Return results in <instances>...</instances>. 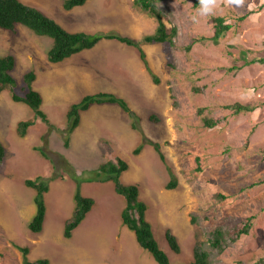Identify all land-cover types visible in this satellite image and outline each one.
<instances>
[{"label":"rangeland","instance_id":"1","mask_svg":"<svg viewBox=\"0 0 264 264\" xmlns=\"http://www.w3.org/2000/svg\"><path fill=\"white\" fill-rule=\"evenodd\" d=\"M22 1L45 11L65 29L76 28L63 22L64 12L69 11L63 8V0L48 12V0ZM91 2L108 3V10L112 4L116 11L100 13L94 7L90 15L96 18L83 16L81 22L80 29L86 32L126 35L141 41L158 27L157 20L137 8L133 0ZM159 3L170 11L164 19L168 28H178L175 47L143 44L160 83L153 81L139 50L120 41L105 39L111 43L52 63L48 57H39L43 51L47 56L54 44L52 38L36 35L22 25L17 33L0 29V56L15 57L13 76L20 95L28 91L24 76L30 71L39 75L38 71L52 66L61 85L44 95L42 109L57 124L51 122V127L26 104L14 102L10 88L0 94V141L6 148L0 165V264H23V253L17 245L29 247L30 260L48 258L53 264H96L104 247L110 248L109 258L118 247L116 235L122 230L133 233L121 223L120 204L125 201L112 181L110 185L82 183V193L96 203L78 226H83V231L71 238H65L63 232L75 205L76 181L68 171L74 169L78 175L89 177L104 159L117 156L128 162L130 168L123 180L139 185L155 238L171 264H189L198 240L208 247L210 231L219 226L233 229L250 217H254L250 233L222 252L213 251L211 257L214 264H253L264 259V0H216L215 14L200 17L198 23L190 18L197 8L193 0ZM70 12L78 26L83 14ZM214 16L224 17L233 25L217 40L212 38ZM240 16L245 20L237 21ZM124 48L126 52H122ZM30 49H36L39 56L31 58ZM170 57L173 66L169 65ZM39 85L46 83L40 79ZM102 90L128 100L141 118L145 136L161 144L166 162L138 131L135 148L140 143L144 148L137 155L135 148L125 147L121 154L113 152L114 145L103 139L77 156L69 153L70 146L64 144L67 108L83 95ZM49 96L55 98L50 110ZM235 103L255 110L236 114L226 108ZM16 104L27 109L20 110ZM151 115L159 120L151 121ZM25 118L35 121L27 141L14 129L17 121ZM205 119L215 121V126L206 125ZM37 145L49 159L34 149ZM38 176L49 181L50 190L45 195L44 228L34 233L28 224L36 211L35 190L27 187L25 180ZM172 183L175 186L169 188ZM167 229L179 239V254L166 240Z\"/></svg>","mask_w":264,"mask_h":264},{"label":"trees","instance_id":"2","mask_svg":"<svg viewBox=\"0 0 264 264\" xmlns=\"http://www.w3.org/2000/svg\"><path fill=\"white\" fill-rule=\"evenodd\" d=\"M89 0H65L64 8L72 10L75 7L86 4ZM160 1L167 0H133L134 5L141 11L153 16L157 22L158 27L153 34L143 36L141 41L126 35L119 34H92L84 31L70 32L65 29L58 21L45 14L41 9L25 3L22 0H0V29H5L13 33H17L18 26L22 25L29 28L36 35L48 36L54 40L53 46L47 52L48 60L52 63L62 62L84 50L94 48L103 39L117 40L129 46L136 47L140 52V57L144 62L145 68L150 72L153 81L160 83L161 79L152 71L147 54L144 51L142 44L162 43L167 46L175 47L176 39L178 37V28L173 26L168 28L165 17L167 12L161 5ZM194 6L198 7L199 0H193ZM245 16H240L236 20L241 22ZM214 23L213 39H220L232 28V23H229L224 17H212ZM197 40H194V43ZM192 43L191 45H193ZM191 49V47H189ZM169 65L173 66L170 57ZM16 66V59L12 54L0 56V94L7 88L12 91V99L14 102L24 103L31 108L36 116L40 117L50 127L53 126L47 114L42 110L43 96L34 89L33 82L36 79V73L30 71L24 76L26 87L28 91L24 95H20L15 88L17 81L13 76V71ZM100 104H116L124 111L129 113L132 119V128L141 133L142 140H147L154 149L158 152L161 160L166 162L165 154L162 151L161 144L149 140L143 133L139 120L140 116L132 109L128 100L116 93L111 92H97L94 94H86L79 102L70 106L67 113L68 128L65 132L66 140L64 142L66 147L70 146V135L80 125L82 113L89 110L93 105ZM227 109L239 114L241 112H251L255 108L235 103L227 105ZM151 121H158L156 115L150 116ZM215 121L205 119V124L213 127ZM35 124L33 119L21 120L17 126V134L20 137H25L29 129ZM55 128V126H54ZM46 138H44L45 140ZM144 148L143 143H140L134 150V154H140ZM35 150L49 159V155L42 147H35ZM6 156L5 145L0 141V165ZM68 166L71 167L70 163ZM129 169L128 162L117 157L116 159H108L100 164L92 176H80L72 169L69 176L76 181L74 191V211L70 219L67 220L64 228V237L71 238L74 230L84 221L88 213L95 205V199L85 196L82 193L83 182H108L112 181L115 186V191L125 201V207L121 212V221L130 231L134 232L138 244L146 251H148L158 264H171L168 255L160 248L158 241L155 238L152 223L147 218L148 204L140 198V188L138 184H126L123 182L122 176ZM55 176L54 178H56ZM61 178L64 176L61 175ZM25 185L35 190L34 203L36 212L28 224L30 231L40 233L46 220V201L45 195L48 193L50 186L49 181L43 177H36L34 179H26ZM175 183L169 185V188L174 187ZM254 217H250L246 222L238 224L233 229L225 228L223 226L216 227L209 232L208 247L198 240L192 260L189 264H214L211 254L213 251H224L231 242H236L243 235H248L253 225ZM195 223V219H193ZM166 240L175 253L181 252V244L178 237L171 229L166 230ZM23 253V264H53L48 258H39L35 261L29 259V247L18 246ZM236 264H244L239 261ZM253 264H264V259H260Z\"/></svg>","mask_w":264,"mask_h":264},{"label":"crops","instance_id":"3","mask_svg":"<svg viewBox=\"0 0 264 264\" xmlns=\"http://www.w3.org/2000/svg\"><path fill=\"white\" fill-rule=\"evenodd\" d=\"M64 1L65 0H63L61 2L63 8H64ZM91 1H93V0H89L88 2H86V4H84L82 6H78V7L73 8L72 10H69L68 12H64L65 19L63 20V22H64L65 26L72 24L74 27H76L74 29H71L70 32L84 31V30L80 29L81 26L83 25V23H81V22H83V16L88 15L91 18H96V17L90 15V12L94 7H95V10L97 12H100V13H104L107 11H114V5H112V4H111L112 8L110 10H108L105 8V5L108 3H105V4H102L99 2L92 3ZM48 2L49 3L47 4V7L45 9L47 12H48V10H51V8H54V6H59V5H57L56 2L59 3L60 1L59 0H56V1L55 0H48ZM70 11H73L76 14H78V13L83 14L81 16V20H80V23L78 26L76 24V21H75L73 15H72V12H70ZM43 12L45 13V11H43ZM55 13H57V12L55 11ZM47 15H48V13H47ZM48 16L51 17V15H48ZM53 19H55V18H53ZM95 22L97 23V21H95ZM84 32H86V31H84ZM104 43H111V42L102 40L100 43H98V46L104 45ZM105 45H107V44H105ZM89 50H91V49H89ZM84 51H88V50H84ZM126 51H127V49L124 48V50L122 52H126ZM29 54H31V58L39 56V55H37L36 49L35 50L30 49ZM41 55L42 56H39L41 58L47 57L45 55L44 51ZM53 69L54 68L51 66V68L47 69L46 71H38L39 75L36 73V79L33 82L34 89H36L37 91H39L42 94L43 102L45 100V96H44L45 94L47 95L51 91H54L61 86L59 83H57V76L53 72ZM67 72L68 71H65L66 74H67ZM40 79H43V82L46 83V85L40 86L39 85ZM95 93H97V92H95ZM85 95H83V97ZM79 101H77V102H79ZM77 102H75V103H77ZM67 103H68V101L65 104H67ZM19 104H21V103H19ZM19 104H16V106L20 110H26L27 109L26 106L24 107V106L19 105ZM52 104H55V98L52 96H49L47 98V105H48L49 110H50V105L52 107ZM72 104H74V103H72ZM70 106L67 108V111L65 110L66 111V121H68L67 120V113H68ZM48 118H49V116H48ZM25 119H21V120H25ZM21 120L17 121L16 128H14L15 131H17L18 123ZM49 120L55 126H57V124H55L50 118H49ZM14 126H15V124H14ZM29 136H31V129H29V132L25 137H22L23 141L29 140V139H27V138H29ZM99 139L105 140L106 144L114 145L113 152H118L121 154L123 148H125V147L128 149L131 148L132 151L134 150L135 145L137 143L136 142V140H137L136 130H134L132 128V121H131V118L129 117V114L126 111H124L120 106H118L116 104H100V105L98 104V105H93L89 110L84 111L82 113L80 125L72 132V137L70 139L69 153H72L75 156H77L78 152H81L82 150L84 152L89 151V150L94 148L93 145L95 143L100 141ZM35 147H34V149H35ZM37 147H40V146L37 145ZM110 154H113V153L111 152ZM66 157L71 159L70 155H66ZM117 157H119V156H117ZM104 161H106V160L104 159ZM129 168H130V166H129ZM38 177H43V176H38ZM30 179H32V178H30ZM122 179H123V176H122ZM109 182L110 181L103 182V183H100V182H96V183L106 185V184H109ZM123 182H124V180H123ZM128 184H135V183H128ZM75 187H76V185H75ZM75 187H74V191H75ZM82 187H83V184H82ZM120 206H121V209H120L121 211L119 210V212H120V217H121V212L124 209L125 204H120ZM90 212L88 214H90ZM71 216H72V214L70 215V217ZM118 217H119V213H118ZM87 218H85V219H87ZM81 231H83V226L77 227L74 230L73 235L75 233V237H76V235ZM73 235H72V237H73ZM116 239L123 240V241L119 242V240H117L118 247L115 251H113V254L109 258L107 257V249H110V248L104 247L102 255L98 259L96 264H158L155 261L154 257L150 253L149 254L151 256L149 254H147L146 252H144L140 248V245L137 242V239L135 237L134 232L130 233L127 230H122L121 233L116 235ZM124 241H126V242H124Z\"/></svg>","mask_w":264,"mask_h":264},{"label":"clouds","instance_id":"4","mask_svg":"<svg viewBox=\"0 0 264 264\" xmlns=\"http://www.w3.org/2000/svg\"><path fill=\"white\" fill-rule=\"evenodd\" d=\"M233 2H239V0H233ZM216 0H199L198 7L195 9L194 14L191 15V20L194 23L199 22L200 17H207L210 15L215 14L216 7H215ZM245 20V19H244ZM89 33V32H88ZM102 33V32H100ZM107 34V33H105ZM105 40V39H103ZM107 40V39H106ZM101 42V41H100ZM99 42V43H100ZM152 44V43H151ZM162 44V43H160ZM98 45V44H97ZM134 47V46H133ZM143 47V44H142ZM136 48V47H135ZM144 49V48H143ZM145 51V50H144ZM149 220V219H148ZM166 234V233H165ZM141 247V246H140ZM142 248V247H141ZM179 254V253H178Z\"/></svg>","mask_w":264,"mask_h":264}]
</instances>
